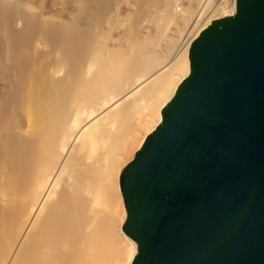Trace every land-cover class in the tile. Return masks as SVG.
Returning a JSON list of instances; mask_svg holds the SVG:
<instances>
[{"label": "bare ground", "instance_id": "bare-ground-1", "mask_svg": "<svg viewBox=\"0 0 264 264\" xmlns=\"http://www.w3.org/2000/svg\"><path fill=\"white\" fill-rule=\"evenodd\" d=\"M210 2L0 0V264L132 263L120 164L224 13Z\"/></svg>", "mask_w": 264, "mask_h": 264}, {"label": "water", "instance_id": "water-1", "mask_svg": "<svg viewBox=\"0 0 264 264\" xmlns=\"http://www.w3.org/2000/svg\"><path fill=\"white\" fill-rule=\"evenodd\" d=\"M189 63L121 173L131 264H264V0L213 20Z\"/></svg>", "mask_w": 264, "mask_h": 264}, {"label": "rangeland", "instance_id": "rangeland-1", "mask_svg": "<svg viewBox=\"0 0 264 264\" xmlns=\"http://www.w3.org/2000/svg\"><path fill=\"white\" fill-rule=\"evenodd\" d=\"M182 2V1H181ZM177 4V3H176ZM180 4V3H178ZM176 5V8H177V12H179L180 9H182L183 5ZM162 111V110H161ZM161 111H160V115H161ZM159 114L156 115V117H154L151 121V123L149 124V126H147L143 131H139V133L141 135H138V136H135L136 138H134L133 140V145L131 144L132 147H130L129 149V152L127 153V155H125L123 158H122V161H121V164H120V170H119V182H120V176H121V173L122 171L124 170V168L135 158V155L136 153L140 150V148L142 147V144L144 142V140L146 139V137L152 132V130H155L157 128V126L159 124H157V119L159 116ZM162 117V115H161ZM153 123V124H152ZM151 127V128H150ZM122 194V193H121ZM119 209H118V214L121 218H124L126 217V209H125V206H124V200H123V196H122V199L121 201H119ZM118 216V217H119ZM125 234V233H124ZM126 235V234H125ZM127 236V235H126ZM128 237V236H127ZM129 238V237H128Z\"/></svg>", "mask_w": 264, "mask_h": 264}, {"label": "built area", "instance_id": "built-area-1", "mask_svg": "<svg viewBox=\"0 0 264 264\" xmlns=\"http://www.w3.org/2000/svg\"><path fill=\"white\" fill-rule=\"evenodd\" d=\"M237 0H211L209 11L210 13L224 12L222 15L213 16L211 22L216 19H220L226 16H231L236 12Z\"/></svg>", "mask_w": 264, "mask_h": 264}]
</instances>
